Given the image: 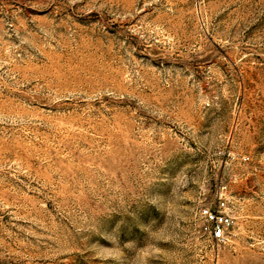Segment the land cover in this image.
Returning a JSON list of instances; mask_svg holds the SVG:
<instances>
[{"label": "rangeland", "instance_id": "374dc122", "mask_svg": "<svg viewBox=\"0 0 264 264\" xmlns=\"http://www.w3.org/2000/svg\"><path fill=\"white\" fill-rule=\"evenodd\" d=\"M0 264H264V0H0Z\"/></svg>", "mask_w": 264, "mask_h": 264}, {"label": "built area", "instance_id": "2783aa9c", "mask_svg": "<svg viewBox=\"0 0 264 264\" xmlns=\"http://www.w3.org/2000/svg\"><path fill=\"white\" fill-rule=\"evenodd\" d=\"M225 201L221 198L218 201V208H205L202 214L213 223L212 233L217 239H224L225 232L231 225V217L224 211Z\"/></svg>", "mask_w": 264, "mask_h": 264}]
</instances>
